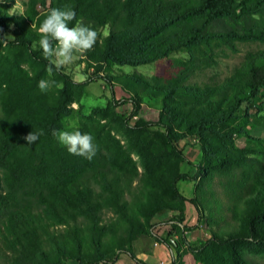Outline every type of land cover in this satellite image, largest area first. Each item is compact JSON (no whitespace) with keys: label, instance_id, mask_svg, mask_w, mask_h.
<instances>
[{"label":"trees","instance_id":"obj_1","mask_svg":"<svg viewBox=\"0 0 264 264\" xmlns=\"http://www.w3.org/2000/svg\"><path fill=\"white\" fill-rule=\"evenodd\" d=\"M13 4L0 0V16ZM23 5L15 21L20 34L0 51V264H113L121 254L147 264L135 253L141 236L165 245L170 264H183V246L202 262L251 264L245 249L264 240V143L242 125L263 111L248 113L264 92V0H24ZM65 5L95 31L107 28L83 53L88 68L138 67L168 58L176 68L168 77L116 79L129 97L115 103L130 102L132 115L143 97H161L156 121L128 127L141 133L143 147L133 137L121 144L101 127L89 133L98 146L89 161L69 154L52 135L62 130V119L72 115L86 85L62 67L47 73L38 45L42 20ZM7 25L0 18V36ZM241 44L261 48L247 51L221 77L220 61L237 54ZM178 54L184 56L171 57ZM42 79L55 84L42 92ZM105 111L95 108L93 114ZM32 131L43 135L28 145L23 137ZM188 135L201 147L193 177L179 171L186 158L177 143ZM244 135L248 144L259 145L237 147L235 137ZM133 154L139 161L147 155L166 159L173 167L166 174L161 165L142 162L138 170ZM183 180L198 182L190 198L178 189ZM186 203L196 211L195 225L184 223ZM165 210L173 212L172 231L158 236L150 219ZM200 224L209 236L191 247L185 234ZM175 231L178 239H172Z\"/></svg>","mask_w":264,"mask_h":264},{"label":"rangeland","instance_id":"obj_2","mask_svg":"<svg viewBox=\"0 0 264 264\" xmlns=\"http://www.w3.org/2000/svg\"><path fill=\"white\" fill-rule=\"evenodd\" d=\"M49 1V0H46ZM24 0H14V4L8 8L7 14L4 15V18L9 20L6 21L3 17L0 16L2 21L8 22V25L5 26V31L3 36H0V51L8 46L9 41H12L16 35L20 34V28L16 24V19L24 13ZM37 12H42V7H37ZM97 33L100 35L107 34V28H100ZM261 48L258 44H241L238 47L237 54H229V57L224 58L220 61L218 71L221 73V77L227 75L230 70L241 61L243 55L247 51L257 50ZM183 57V54L172 55L171 57ZM63 71L74 81L83 82L86 81L84 86V92L77 103L72 104L74 112L71 116L65 117L62 119V130L63 131H73L70 127L72 121L78 122V127H83L82 133L89 134L92 131H100L101 127H104L106 130L110 131V135L116 141H119L121 144L125 142L129 137L134 138V143L139 147H143L142 135L141 133H135L128 127H134L135 123L140 120L143 121H156L158 119L160 110H161V97H143L137 115H132L133 111L132 105L130 102L115 103V101H120L123 98L129 97V94L125 92L124 88L120 86L116 79L121 75H133L139 74L143 77L149 79L154 75H160L168 77L176 71V68L171 65V59H162L154 63L142 65L138 67H120L113 66L112 68H102L96 70L95 68H88L86 66V61L84 54H77L76 58L71 64L65 65L62 67ZM211 72H206L204 76L210 75ZM109 81V82H107ZM114 99V100H112ZM249 115H255L256 109H261L264 111V92L263 95L258 97L256 101H252L249 105ZM95 108L106 109L104 113L94 112ZM257 114L256 120L250 118L247 124L242 125L243 131L247 133L252 138L258 139L264 143V112ZM86 117V118H82ZM95 127V128H93ZM158 127V126H152ZM159 130L157 128H154ZM178 147L182 151L186 160L179 165V171L182 173H188L193 177L196 173V168L200 163L201 157V147L200 142L195 136L188 135L183 137L178 141ZM235 145L237 147L259 145V143L254 142L248 144L245 135L235 137ZM134 150V148H133ZM135 162H138V170L141 169L143 163H153L155 167L161 165V169L168 174L169 170L173 165L169 160L161 159L160 161L154 160L151 155H147L142 159L136 157L133 154ZM178 189L181 193L190 198L193 196L194 189L198 186V182L193 181H179ZM188 207L187 220L184 219V223L188 225H195L197 222V214L195 209L189 203H186ZM186 214V213H185ZM173 217L172 211H162L157 213L150 219V222L154 224V232L158 236H166L169 231H172L173 224L171 219ZM180 231H175L172 239L176 238ZM186 240L188 241L191 247H198L201 245L204 240L209 236L207 227L204 224H200L191 232L185 234ZM153 243V241L151 242ZM138 245L135 244V253L137 252ZM145 252L150 253V248L147 247ZM220 253V252H219ZM245 258L250 261L251 264H264V240L260 241L257 244H253L252 248L245 249ZM181 260L183 264H210L209 260L206 259L204 262L200 261V258L195 257L191 249L183 246L180 250ZM121 256V255H120ZM117 259L115 264H130L131 259L126 258L127 256H121ZM123 257V258H122ZM125 257V258H124ZM158 255H154L150 260L155 264L157 262ZM125 259V263L123 262ZM214 261H217V258H214ZM68 264H73V262H68Z\"/></svg>","mask_w":264,"mask_h":264},{"label":"clouds","instance_id":"obj_3","mask_svg":"<svg viewBox=\"0 0 264 264\" xmlns=\"http://www.w3.org/2000/svg\"><path fill=\"white\" fill-rule=\"evenodd\" d=\"M76 20V13L72 7L65 5L63 9H51L39 25L41 38L38 41L43 56L48 60L46 71L52 74L53 68L57 71L61 67L71 64L77 54L91 50L97 42L98 33L82 21L76 20L74 26L70 22ZM55 84V81L40 80L38 87L43 92ZM73 131L53 130L52 135L58 143L64 146L71 155L92 160L98 146L93 143L91 134L81 133L78 122L72 121ZM43 132H30L23 139L28 145L34 144Z\"/></svg>","mask_w":264,"mask_h":264},{"label":"crops","instance_id":"obj_4","mask_svg":"<svg viewBox=\"0 0 264 264\" xmlns=\"http://www.w3.org/2000/svg\"><path fill=\"white\" fill-rule=\"evenodd\" d=\"M187 209H188V207H187V204H186V207H185V213H186L185 214V220L188 219L187 218V212H188ZM186 225H188V224H186ZM151 242H152V239L150 237H147V236H141L140 238H138V240L136 242V244L138 245L136 256L139 259H141L144 262H146L147 264H154L153 262H151L150 259L154 255H158L157 262H155V264H170L171 260H172V253L170 252V250L163 244L156 243L154 241H153V243H151ZM147 247L150 248V253L145 252V249ZM124 255L125 254H121V256H124ZM126 258H129V257L127 256ZM123 262L124 263L126 262L125 259H124ZM113 264H115V263H113ZM130 264H135L132 259H131Z\"/></svg>","mask_w":264,"mask_h":264}]
</instances>
